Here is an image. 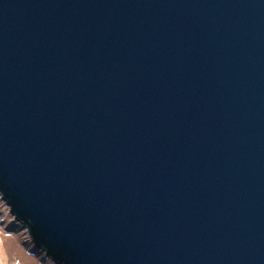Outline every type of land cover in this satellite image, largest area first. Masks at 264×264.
Listing matches in <instances>:
<instances>
[{
    "label": "water",
    "instance_id": "obj_1",
    "mask_svg": "<svg viewBox=\"0 0 264 264\" xmlns=\"http://www.w3.org/2000/svg\"><path fill=\"white\" fill-rule=\"evenodd\" d=\"M0 199L53 264H264V0H0Z\"/></svg>",
    "mask_w": 264,
    "mask_h": 264
},
{
    "label": "rangeland",
    "instance_id": "obj_2",
    "mask_svg": "<svg viewBox=\"0 0 264 264\" xmlns=\"http://www.w3.org/2000/svg\"><path fill=\"white\" fill-rule=\"evenodd\" d=\"M13 225L8 207L0 199V264H53L41 251L35 252L27 230L9 231Z\"/></svg>",
    "mask_w": 264,
    "mask_h": 264
},
{
    "label": "trees",
    "instance_id": "obj_3",
    "mask_svg": "<svg viewBox=\"0 0 264 264\" xmlns=\"http://www.w3.org/2000/svg\"><path fill=\"white\" fill-rule=\"evenodd\" d=\"M25 242L27 243V241H24V243H25Z\"/></svg>",
    "mask_w": 264,
    "mask_h": 264
}]
</instances>
